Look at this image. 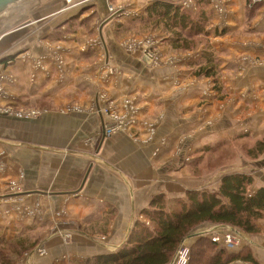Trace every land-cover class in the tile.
I'll return each mask as SVG.
<instances>
[{"label": "crops", "instance_id": "1", "mask_svg": "<svg viewBox=\"0 0 264 264\" xmlns=\"http://www.w3.org/2000/svg\"><path fill=\"white\" fill-rule=\"evenodd\" d=\"M41 1L27 0L1 13L0 59L13 57L11 65L4 69L14 79L13 83H7L13 97L12 106L24 107L43 98L60 111L37 108L39 113L34 118L0 115V149L9 153L7 164L0 166L1 169L11 167L12 173L9 172L13 176L21 173L20 183L26 191L57 193L77 189L88 165L91 170L76 195L46 196L54 205L51 213L57 211L55 202L66 197L65 216L56 225L50 222L58 233L53 232L43 240L46 255L37 256L34 248L24 253L22 264H54L64 254L70 259H87L115 252L124 244L133 224L145 221L141 212L157 194L182 198L187 189L202 187L214 191L222 174L241 170L252 172L253 188L264 186V158L254 163L241 161L239 166L204 175H191L188 171L189 167L193 168L188 162L200 153L197 149L211 147V144L239 135L240 131L252 136L264 132V6L249 22L244 0L225 1L227 15L213 22L209 43L223 56L219 68L228 96L200 105L201 94L208 91L207 82L196 80L192 83L187 68L189 59L185 55L179 54L175 64L147 66L137 52L124 51L114 41L112 23L102 28L107 58L103 52L101 60L77 62L79 52L88 57L102 49L94 45L97 40L93 39L84 49L78 44L81 33L67 31L66 42L55 40L56 55L62 52L67 62L57 69L58 85L52 76L43 79L47 68L51 70V64L44 62L43 68L35 72L30 62H24L28 52L36 57L45 53L36 42L29 44L28 39L38 38L34 33L41 29L44 20H50L48 24L53 23L54 28L61 25L59 28L63 31L67 26L63 23L78 11L67 12L71 8H66L62 0ZM92 1L81 4L79 11L83 9V12L79 21L92 12L98 19L105 18L109 1ZM117 1H124L123 6L131 9L139 6L138 0ZM17 15L24 19L23 22L9 26L8 21ZM33 22L40 23L24 36V28ZM242 22L249 25L250 33L232 36L230 31H235ZM217 26H226L225 31L229 33L215 37L213 31ZM106 63L113 68L106 70ZM99 92H105L118 108L123 98L134 99L138 122L132 130L106 136L98 152L92 155L101 139V124L106 121L95 112L96 107L102 105L98 102ZM91 95L93 107L85 111L82 106L89 107ZM75 105L81 106L66 109ZM119 110L124 112L123 108ZM150 119L156 126L148 136L141 123ZM6 171L0 172V187ZM25 196L29 204L35 202V195ZM14 201L0 199V227L7 226L12 234L18 226L29 222L24 221L20 212L22 203ZM257 226V234L246 235L230 226L204 224L193 231L188 240L198 234L210 236L214 232L231 230L241 237L242 245L249 246L256 264H264V216ZM64 235H67L66 245L61 242Z\"/></svg>", "mask_w": 264, "mask_h": 264}, {"label": "rangeland", "instance_id": "2", "mask_svg": "<svg viewBox=\"0 0 264 264\" xmlns=\"http://www.w3.org/2000/svg\"><path fill=\"white\" fill-rule=\"evenodd\" d=\"M42 1L44 3H46L49 0H42ZM42 1L40 3H42ZM62 1L64 4H67V5H65L66 8H68V7L71 8V9L69 8L70 10L67 9L68 10L67 12H69L71 10H75L77 12V11H79L81 4L87 3L88 0H62ZM106 1H109V4L107 2V13H106L105 18H107V17H109V15L117 12V10L121 11L117 15V17H115L114 19H112L108 23H112V32H113L114 41L117 44L121 45V47L123 48L124 51L132 52V53L137 52L140 60H142V62L145 65L155 66V67H159V66H163V65H169V64H175V61L178 60L177 56L179 54L185 55L186 58L189 59L188 64H187V68H189V70H190V73H191L190 76H191L192 83H194V81H196V80H198V81L199 80H206V82H207L208 91H204L201 94V100L199 102L200 105H203L206 102L209 103V101L212 99L221 101V100H224L228 96V93L224 87V83L222 84V82H221L222 81L221 77H222L223 72H221V69L219 68L221 65V59L223 56L221 55L220 51L218 52L211 45V43H209L210 40L212 39L211 30H213V29H211L210 27L213 25V22H215V19L221 20L222 17L227 15V7L225 4V1H227V0H205V2L207 3L206 4L207 9L212 14V18H211L210 23L206 26L207 33H206V36L204 35L205 37H203L205 42L201 43V41H200V44L196 45L192 50H173L171 48L170 42L166 41V39L164 38V36L166 34L158 28H151L150 26H151L152 22L148 21V23H146L144 9L147 7L148 4L152 3L154 0H138L139 6L136 7L137 9L139 8L138 10L133 9V8L131 9L130 7H129L130 8L129 9V8L123 6L124 1L120 2L121 4L118 3L117 0H106ZM171 1H174L176 5H180L184 9V11H187L188 13L197 12L199 10L197 0H171ZM25 2H27V0L19 1L17 3H14L13 5H18V4L25 3ZM92 2H97V1L93 0ZM244 4H245L244 12H246L245 13L246 20L249 22H250V20H252L253 14L252 15L249 14L247 9H250V11H252L253 7L258 6V8L256 10H254V14H255L256 12H258V9L260 7L264 6V2L263 3H256L254 6H252V4L249 5V0H244ZM11 7H10V9H11ZM95 15H96L95 12L88 13L82 22L79 21V18L75 19L72 22V24H70V26H68L67 28L64 29V30H67L68 32H71L73 34L81 33L80 38H82V39L79 41L78 44H82L83 45L82 47L84 49H86V47H88L87 45H88V43L91 42L92 39H93V41L97 40L96 41L97 46H99L102 49L101 52L99 50V52L97 51L93 54H90V55H88V57L86 56V54L83 55V54H80V52H79L78 57H77V62L81 61L83 63H85V62L91 63L96 58H98L99 60H101V58H103L102 54H103V52H105V49H104V46H102L100 38H99L98 27H99L100 23L102 22V20L105 18H103L101 20V19L96 18ZM0 16H1V13H0ZM52 19H54V17H52ZM23 20L24 19H22L21 17H19L17 15L16 18H12V20L8 21V25L9 26L10 25L16 26V24L18 25V24L22 23ZM49 21L50 20L42 21V23L40 24V25H42L41 29L35 30L36 33H34V36H38V38H35L34 40H31V41L28 39V42H29V44L32 42H34V43L36 42L38 46H40L41 48H43L45 50V53L43 55L45 57V59L43 60V62L45 61V63H47L46 65L51 64V70H50V68H47V73L44 74V76L42 78L44 79V78L54 77L55 81L57 80V85H58V77H57V72H59L57 70L58 67L54 68V63L51 60L55 59V57H56V56H54V53H56L55 40L56 41L58 39H60L62 41L67 40L66 35H68V32L67 31H62V32L59 31L60 33L54 32V29H55L54 24L53 23L48 24ZM39 23L40 22H33V24L28 25V27H25L23 31L26 34H24V36H27L28 33L30 34V31L32 30V28L36 29L37 26H34V25H38ZM105 25H103V27ZM49 26H51V27L49 28ZM225 27L226 26L215 27L214 31H213V33L215 32L214 35H217L215 37H222V36L228 34L229 31H227V30L225 31ZM48 28H49V30L47 32ZM44 31H46L48 34H46V32H44ZM250 31H251V29H250L249 25L248 24L246 25L244 22H242V24L237 25V29L235 31H233L232 33L230 31V34H232V36L233 35L237 36L239 34L244 35L242 33H250ZM83 33H84V36H83ZM45 35H47V36H45ZM21 36H23V35H21ZM103 39H104V37H103ZM193 42H196V40ZM215 50L217 51V53ZM208 51H211L213 58H215L214 61L212 62V64L213 63L216 64V67L214 68V73H216V75L213 77H209V78L204 76V75H198L195 73V71L199 68L200 65H206V64H204L203 58L201 56L203 53H208ZM32 54H34V53L28 52L27 56L25 54L24 57L26 59L24 62H27L28 55L35 57ZM57 56H59L61 62L67 63L62 52H61V54L58 53ZM30 61L32 62V60H30ZM147 61H150L152 63H147ZM10 65L11 64H7L6 62L0 61L1 70H4L5 67L10 66ZM52 65H53V67H52ZM110 68H113V67H110ZM4 73H5V75L7 74L5 72V70H4ZM55 88H58V86H56ZM94 89H95V86H94ZM4 93L6 95L4 98H0V107H3L4 109H11L13 112L23 111V114H24V113L30 112L31 110H34V109H35V111H37L38 110L37 108H43L45 110L60 111V109L58 110L55 107H51L46 102H44L43 98L39 101H38V99H35V101H31L28 105H24L25 108L24 107L18 108V107L12 106L13 97L10 94V92L8 91L7 82H4ZM104 93L99 92L98 94L101 95ZM99 95L97 97H99ZM34 96H38V95H34ZM34 98H37V97H34ZM106 98H107L108 103L110 102L113 107H117L115 112L120 115L121 111L119 109L121 107L118 108V106L115 104L114 101L109 100L107 94H106ZM123 99H126V98H123ZM90 100L91 101H90L89 105H87L89 107L82 106V108L85 111H87L88 109L90 111V109L93 107L92 106L93 105V96L92 95L90 96ZM77 106H81V105L67 106L66 109L70 110V109H73ZM99 107H101V106H99ZM99 107H96V110H95V112L98 113V116H99V114L101 115V113H99L97 111ZM77 108H79V107H77ZM0 115H4V117H12V118L15 117V115L9 116L7 114H4L2 111H0ZM30 117L34 118L35 116H30ZM30 117H27V118H30ZM22 118H26V117L22 116ZM102 118H103V116H102ZM146 122L152 123L153 128H155L156 124H155L153 119L152 120L150 119ZM103 124H104V122H103ZM144 133H145V129H144ZM242 134H245V135H242ZM258 139L264 140V132L260 133L257 136L256 135L252 136L249 132L240 131L239 135H235L231 138H225V140H221V141H218L217 143L211 144V149L209 151L200 152V153L196 154V156L194 157L196 159H191L189 161V162H191V165L193 166V168L189 167L188 171L190 172L191 175H194V174L196 176L197 175H204V174H209L211 172H216V171L221 170V169L226 168V167L239 166L241 161L254 163V162H256V160H262L264 158V154L260 155L258 158H256V160H251L250 158L247 157V151L252 147V144L255 142V140H258ZM6 141H9V140H6ZM204 147H206V146H204ZM92 149H94V148L92 147ZM201 149L202 148L197 149V151H201ZM92 153H93L92 155H94L97 152L94 149V152L92 151ZM7 155H9V153L4 152V150L1 148L0 149V165L7 164L6 163ZM193 161H196V162L192 163ZM194 165H196V167H194ZM7 169H8V171H6ZM2 171L3 172L6 171V173L4 174V177L2 178V181H1L3 183H2V187H0V197H2L0 199L6 198V197H3L6 195H15L17 193L26 191V189L23 188L22 183H20L21 178H22L21 173L17 174V176L16 175L13 176V174H11L12 168L11 167L9 168L8 166H7V168L4 167L2 169L0 166V172H2ZM9 171H11V173ZM14 184H16V188L14 187ZM33 195L36 196L35 197L36 199H35V202H33L31 204H29L30 202L25 201V197H26L25 195H21L18 197H7L8 199L11 198L12 200H15L14 202H16V203H22V204H20V207H21L20 212L23 215L24 221L26 220L29 222H28V225L18 226V230H16V233L14 232L13 234L11 233V231L9 230V228L7 226L2 225L0 227V240L3 239V241L4 240L8 241V240H16L18 238H26L30 243H36L34 245V247L30 250H34V248H35L37 256H41V255L45 256L46 255V248H45V245L42 244L43 240L46 239L47 236H49V234H51L53 232L58 233V230H56V227L54 229L50 225V222L51 221H52V223L55 222L54 224L56 225L59 220L63 221V218L65 216V206H66L65 199H66V197L65 198L62 197L60 199V201L55 202V208H57V211H56V213H51L50 211L52 210V206H54L53 202H51L50 199L47 200L46 196H44V195H40V194H33ZM55 201H57V200H55ZM12 205L15 206L14 203H12ZM30 221H32V222H30ZM32 224H35V225L32 226ZM66 236L62 237L64 239V241L61 240V242H63L65 245H66V239H67ZM192 241H193L192 239L187 240V242L189 244V250H190V246H191ZM13 242L14 241H12V243ZM238 247H240V246H238ZM238 247H236V248H238ZM0 248H3V247L0 246ZM236 248H233V250ZM23 255H24V253L21 256H19V258L14 262V264H22V260H21L22 258L21 257ZM60 257L61 258L57 262H55L54 264H66L67 262H70V261L74 262L75 264H80V263L82 264L85 260L82 258L70 259V257H68L66 254H64L63 256H60Z\"/></svg>", "mask_w": 264, "mask_h": 264}, {"label": "trees", "instance_id": "3", "mask_svg": "<svg viewBox=\"0 0 264 264\" xmlns=\"http://www.w3.org/2000/svg\"><path fill=\"white\" fill-rule=\"evenodd\" d=\"M197 3L199 10L188 13L174 1L154 0L144 9L146 23L150 21L151 28L163 31L166 34L164 38L170 42L173 50H192L200 41L205 42L203 37L207 33L206 26L212 18L205 0H197ZM257 8L255 6L252 11H247L254 15ZM82 12L83 9L66 20L63 23L67 25L66 28ZM60 26L54 32H62ZM203 54L201 57L206 65H200L195 73L213 77L216 75V64H212L215 58L211 51ZM12 59L13 57L6 56L0 61L11 64ZM210 149L211 147H202L199 152ZM262 154L264 140H255L247 151V157L256 160ZM188 165L191 166V162ZM220 177L218 188L214 191L202 187L187 189L182 198L154 195L147 208L141 212L145 221L138 220L133 224L124 244L118 250L94 255L85 259L82 264H169L183 239L204 224L230 226L246 235L257 234L258 220L264 216V186L253 188L254 177L250 171H229ZM35 244L26 238L8 241L1 239L0 246L3 248H0V264H14L19 256L32 249ZM189 253L187 264H229L235 261L256 264L248 245L227 250L212 243L210 236L206 234L194 236Z\"/></svg>", "mask_w": 264, "mask_h": 264}, {"label": "built area", "instance_id": "4", "mask_svg": "<svg viewBox=\"0 0 264 264\" xmlns=\"http://www.w3.org/2000/svg\"><path fill=\"white\" fill-rule=\"evenodd\" d=\"M264 0H249V5L251 4H256V3H263ZM94 45L97 44L96 41L93 42ZM55 59L51 60L56 67H61L62 63L59 56L54 53ZM32 58V59H31ZM51 58V57H50ZM45 59L44 56L40 57H32L31 55H28L27 61L31 63V69L33 71H38L43 68L44 62L43 60ZM32 60V62L30 61ZM147 63H152L150 61H147ZM155 63V62H154ZM107 66V67H106ZM104 67L106 70H111L108 64H104ZM46 74V72H44ZM34 77V75H32ZM6 80V81H5ZM4 82L7 83H13L14 79L9 75L4 73V70H1L0 68V98L5 97L4 93ZM98 102L102 105L98 108V112L101 113L103 116V120L106 119L105 123L103 124V134L104 136H109L111 134L123 131V130H128V129H133L135 127V124L138 122L137 120V115H138V107L135 104L134 99L132 98H126L121 100V108H123L124 112L118 113L115 112L117 107H113L111 103L107 102L106 94H101L98 97ZM3 107H0V111H2L4 114L7 115H15L17 117H30V116H36L39 112L35 110H31L30 112L24 113L23 111H15L13 112L11 109H2ZM142 126L145 128V133L148 134V136L151 135L153 132L154 128L152 123L149 122H142ZM18 186V185H17ZM14 187L16 188V184H14ZM19 187V186H18ZM211 242L216 243L218 245L223 246L225 249H233L238 246L242 245V239L237 235V233L232 232L231 230H224V231H218L214 232L213 234L210 235ZM188 238L185 237L183 241L179 244L177 249L174 252V255L172 259L169 261V264H187L190 253H189V244L187 242ZM66 264H75L74 262L70 261L67 262Z\"/></svg>", "mask_w": 264, "mask_h": 264}, {"label": "water", "instance_id": "5", "mask_svg": "<svg viewBox=\"0 0 264 264\" xmlns=\"http://www.w3.org/2000/svg\"><path fill=\"white\" fill-rule=\"evenodd\" d=\"M19 1H22V0H0V13H3L4 11L8 10L14 3H17ZM100 1H105V0H100ZM121 11L120 10H117V12L109 15V17L105 18L102 20V22L100 23L99 27H98V31H99V38H100V41H101V44L102 46H104V49H105V58H107L108 56V51H107V48L105 46V43H104V39H103V35H102V27L103 25L107 24L108 22H110L112 19H114L115 17H117V15L120 13ZM105 139V136L103 134V123L101 124V139L97 145V148H96V152H98V149L99 147L101 146L102 142L104 141ZM89 167L87 168V170L85 171L82 179H81V183L80 185L77 187V189L75 190H72V191H62L61 193H57V192H52V191H47V192H44V191H40V190H32V191H24V192H20V193H17L15 195H6V196H3V197H18V196H21V195H32V194H40V195H44V196H47V195H76L83 187V185L85 184V180L91 170V166L88 165ZM2 198V197H0ZM192 236V235H191ZM190 235L186 236V238H189L191 237Z\"/></svg>", "mask_w": 264, "mask_h": 264}]
</instances>
